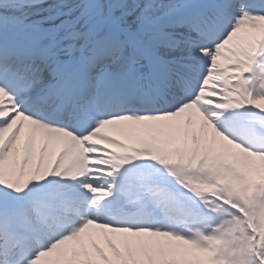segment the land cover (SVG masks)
I'll list each match as a JSON object with an SVG mask.
<instances>
[{"label":"snow or ice","instance_id":"snow-or-ice-1","mask_svg":"<svg viewBox=\"0 0 264 264\" xmlns=\"http://www.w3.org/2000/svg\"><path fill=\"white\" fill-rule=\"evenodd\" d=\"M0 264H264V0H0Z\"/></svg>","mask_w":264,"mask_h":264}]
</instances>
